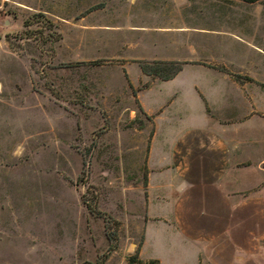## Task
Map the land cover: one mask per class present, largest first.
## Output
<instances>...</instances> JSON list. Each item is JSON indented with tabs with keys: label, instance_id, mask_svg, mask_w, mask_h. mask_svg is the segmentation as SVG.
Listing matches in <instances>:
<instances>
[{
	"label": "rangeland",
	"instance_id": "374dc122",
	"mask_svg": "<svg viewBox=\"0 0 264 264\" xmlns=\"http://www.w3.org/2000/svg\"><path fill=\"white\" fill-rule=\"evenodd\" d=\"M148 1L0 0V264H158L138 259L144 236L140 256L161 264H264V119L222 127L192 87L222 118L248 109L237 87L191 67L162 83L138 64L216 59L264 93V0H162L157 25L208 31L175 45L129 31ZM254 134L250 167L195 166L218 157L210 140Z\"/></svg>",
	"mask_w": 264,
	"mask_h": 264
},
{
	"label": "crops",
	"instance_id": "0c3cea01",
	"mask_svg": "<svg viewBox=\"0 0 264 264\" xmlns=\"http://www.w3.org/2000/svg\"><path fill=\"white\" fill-rule=\"evenodd\" d=\"M162 0H149L148 3L150 4V8H149V12L147 13V17H146V21H139L137 24L135 25H130L129 26V31H132L134 33H138V34H143V35H147L148 38H150V40L152 38H154L155 35H161V37H157L155 36L154 39L156 40H165L167 43H172L173 45H175L176 42L178 43H185V44H189L190 41H192V37H189L191 34L197 32V34H203L204 32H208L204 29H197L194 27H190V26H184V24H179V23H171V22H164L163 26L157 25V22H154L152 19L155 17V14H157V12H159L160 10V4ZM155 3L158 6V9H155ZM168 7V6H167ZM146 12V11H145ZM203 32V33H202ZM190 34V35H189ZM150 35V36H149ZM152 35H154L153 37H151ZM175 35H179L177 37L181 38H174L173 36ZM143 40V39H142ZM172 56L169 57H161V58H153L152 60H138L140 63H142L143 61H145V63H151V62H176L179 63L181 65V68L179 70V72H177V74L166 81H162V83L165 82H169V81H173L175 80L182 72L185 68L187 67H191V68H197L199 70H202L205 74L207 73H214L216 77H218L219 79L221 78L223 81L226 82V84H230L234 87H237L240 91H242V95L244 96V99L247 100L248 102V109L247 111L243 114L240 115L238 117H234V116H226V117H219L217 116V111H213L210 109V107H208V103H207V99L204 96V94H202V92H200L199 88L197 87V92L193 89V92L200 98L203 106H204V111L205 114L208 115L209 119L212 120L214 123H217L218 125L224 127V126H229V125H235V124H241L244 121H247L249 119H253V118H258L260 120L264 119V108L262 106H258L257 103H255L254 100V93L252 92H257L260 95H264L263 92L258 91V90H247V89H243V87L241 85H238L235 81L231 80L229 77H232V74L227 73L226 70L223 68V66L225 65H229L226 64L224 62H220L218 60L215 59V63H211V65H196V63H198V60H189L186 58H175ZM139 64V63H138ZM223 65V66H222ZM140 70V68H139ZM141 72V70H140ZM142 75L147 76L145 74H143L141 72ZM251 80V79H249ZM161 81V80H160ZM193 85V84H192ZM222 93V92H221ZM176 96L179 94V91H177V93H175ZM226 98L225 94H220V99L221 101H223V99ZM230 99V98H229ZM228 100V99H227ZM170 104V103H169ZM169 106V105H168ZM259 142V139H257V134L254 135H250L248 138H240V139H224V140H210V142L208 143L209 145V150H211L212 148V152L211 154H217V158H214L213 156L208 155L206 159H202V161H200V165H195L197 168H200L201 170H203L206 167L209 168L210 170V174H215L217 177L220 178H224L227 175L230 174H236V171L239 169H245L248 168L252 165V161L248 158H244L242 156V148L243 146H254L257 145ZM171 144L172 146H177L179 151H182L181 148H179L180 144L179 143H174L171 140ZM215 149V150H214ZM214 152V153H213ZM182 158V157H180ZM198 161V160H197ZM264 161V154L255 162L256 167H258L260 170L264 171V169L262 168V163ZM176 171V170H175ZM176 172H179L178 170ZM231 190H233V195L236 194H240V188L238 189L236 187V183L233 185V188H231L229 190V192H231ZM236 191H238V193H236ZM264 205V202L261 203ZM260 207H264V206H260ZM146 228V226H145ZM145 244V236L143 238V242L141 244V247L139 249L138 252V259L141 260L142 262L148 261V260H157L158 264H161L159 259H153V258H146L143 259L140 256V253L142 251V248Z\"/></svg>",
	"mask_w": 264,
	"mask_h": 264
},
{
	"label": "trees",
	"instance_id": "16d2710c",
	"mask_svg": "<svg viewBox=\"0 0 264 264\" xmlns=\"http://www.w3.org/2000/svg\"><path fill=\"white\" fill-rule=\"evenodd\" d=\"M244 3H254L258 0H239ZM38 16V15H35ZM28 22H23V27L28 26ZM139 68L141 72L147 76L156 77L161 81H166L173 78L177 72H179L181 65L176 62H151V63H139ZM262 168L264 169V161L262 163ZM108 238V237H107ZM110 238V237H109ZM135 257L128 258L127 262L129 264H136ZM147 264H153V262H148Z\"/></svg>",
	"mask_w": 264,
	"mask_h": 264
}]
</instances>
